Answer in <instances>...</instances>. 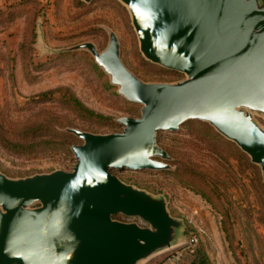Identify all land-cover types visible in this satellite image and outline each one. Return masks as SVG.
Here are the masks:
<instances>
[{
	"label": "water",
	"instance_id": "obj_1",
	"mask_svg": "<svg viewBox=\"0 0 264 264\" xmlns=\"http://www.w3.org/2000/svg\"><path fill=\"white\" fill-rule=\"evenodd\" d=\"M120 1L143 55L186 76L142 79L121 57L112 28L104 49L91 40L56 49L89 50L119 93L142 104L141 114L119 116L121 131L67 126L83 139L71 145L72 170L19 177L0 170V264H143L181 245L186 223L166 196L112 170L171 168L157 132L188 119L210 122L264 175V126L255 117L264 116V0Z\"/></svg>",
	"mask_w": 264,
	"mask_h": 264
},
{
	"label": "rangeland",
	"instance_id": "obj_2",
	"mask_svg": "<svg viewBox=\"0 0 264 264\" xmlns=\"http://www.w3.org/2000/svg\"><path fill=\"white\" fill-rule=\"evenodd\" d=\"M107 28L117 33L121 57L142 79L186 76L143 55L120 0H0V170L12 177L72 170L77 157L71 145L83 139L67 126L107 133L123 129L119 116H140L142 104L119 93L89 50H56L87 40L104 49ZM255 117L264 126V116ZM157 139L171 155V168L112 171L164 194L171 212L185 220L184 238L195 229L199 243L194 254L173 247L143 264H264L261 166L203 119L159 130Z\"/></svg>",
	"mask_w": 264,
	"mask_h": 264
},
{
	"label": "built area",
	"instance_id": "obj_3",
	"mask_svg": "<svg viewBox=\"0 0 264 264\" xmlns=\"http://www.w3.org/2000/svg\"><path fill=\"white\" fill-rule=\"evenodd\" d=\"M199 243L198 232L194 229L188 234L187 239L179 246H177L178 254L191 253L194 254Z\"/></svg>",
	"mask_w": 264,
	"mask_h": 264
},
{
	"label": "trees",
	"instance_id": "obj_4",
	"mask_svg": "<svg viewBox=\"0 0 264 264\" xmlns=\"http://www.w3.org/2000/svg\"><path fill=\"white\" fill-rule=\"evenodd\" d=\"M49 91H46V95H47V93H48ZM81 106V109H83L84 111H86V112H88V113H93V111L92 110H90V109H88V108H83L82 107V104L80 103V102H78ZM194 230V229H193ZM192 264H197L196 262H193Z\"/></svg>",
	"mask_w": 264,
	"mask_h": 264
}]
</instances>
